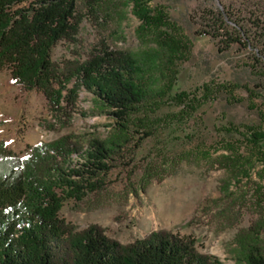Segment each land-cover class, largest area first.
Masks as SVG:
<instances>
[{
  "label": "rangeland",
  "instance_id": "1",
  "mask_svg": "<svg viewBox=\"0 0 264 264\" xmlns=\"http://www.w3.org/2000/svg\"><path fill=\"white\" fill-rule=\"evenodd\" d=\"M137 2L108 0L111 18L103 14L99 26L83 18L76 42L58 40L50 56L82 58L99 37L112 47L169 51L167 68L155 73L171 86L126 128L84 88L59 122L43 94L23 88L4 66L0 139L22 154L63 132L123 131L127 142L103 185L80 201L65 199L58 215L77 227L96 223L120 242L168 228L221 264H235L234 231L264 216V139H249L251 130L264 131V0Z\"/></svg>",
  "mask_w": 264,
  "mask_h": 264
},
{
  "label": "trees",
  "instance_id": "2",
  "mask_svg": "<svg viewBox=\"0 0 264 264\" xmlns=\"http://www.w3.org/2000/svg\"><path fill=\"white\" fill-rule=\"evenodd\" d=\"M21 1L0 0V68L8 67L23 88L38 89L56 121L69 119L78 90L84 88L126 128L132 115L171 86L155 73L167 68L169 51L112 47L99 37L82 58H51L58 40L76 42L83 18L97 26L103 14L111 18L108 0ZM249 139L258 143L264 131L251 130ZM125 142L121 130L107 137L63 132L18 154L0 139V264H221L198 251L194 239L168 228L120 242L96 223L77 227L58 215L65 199L80 201L103 185L102 174ZM262 231L264 216L236 228L235 264H264Z\"/></svg>",
  "mask_w": 264,
  "mask_h": 264
}]
</instances>
